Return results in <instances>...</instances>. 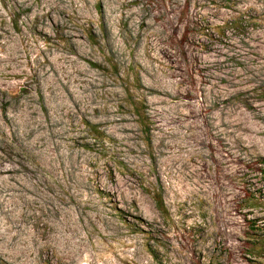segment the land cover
<instances>
[{"label": "rangeland", "instance_id": "1", "mask_svg": "<svg viewBox=\"0 0 264 264\" xmlns=\"http://www.w3.org/2000/svg\"><path fill=\"white\" fill-rule=\"evenodd\" d=\"M259 169L264 0H0V264H264Z\"/></svg>", "mask_w": 264, "mask_h": 264}, {"label": "trees", "instance_id": "2", "mask_svg": "<svg viewBox=\"0 0 264 264\" xmlns=\"http://www.w3.org/2000/svg\"><path fill=\"white\" fill-rule=\"evenodd\" d=\"M86 126L90 132V137L94 140V141H97L101 138H103L104 136H106L102 131H99L98 129V126L96 124H92L90 122H86ZM260 172H262L263 174V186H264V171H262L261 169H259ZM153 200H154V203L156 205V207L158 208L159 212L161 215H164L166 214V208H165V205H164V202H163V199H162V196L160 193L158 192H155L153 193ZM248 199L250 200H255V196L254 195H250L248 196ZM252 222V221H251ZM253 226L254 225H250ZM259 240V239H257ZM252 254H258V253H255V251H251Z\"/></svg>", "mask_w": 264, "mask_h": 264}]
</instances>
